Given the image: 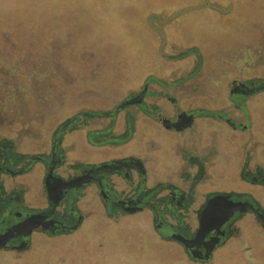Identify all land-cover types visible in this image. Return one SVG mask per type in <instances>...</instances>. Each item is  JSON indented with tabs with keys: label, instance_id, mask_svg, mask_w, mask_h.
Here are the masks:
<instances>
[{
	"label": "flooded vegetation",
	"instance_id": "af4514ba",
	"mask_svg": "<svg viewBox=\"0 0 264 264\" xmlns=\"http://www.w3.org/2000/svg\"><path fill=\"white\" fill-rule=\"evenodd\" d=\"M227 6L191 0L143 12L158 34L165 17L178 21L174 33H181L185 22L191 30L213 29V41L241 30L253 37L254 30L220 26L221 18L203 10L225 16L234 9ZM234 10L237 22L255 16V28L264 29V6L256 15ZM181 49L160 52L164 60L191 57L192 73L178 88L203 65L196 45ZM257 53L238 63L246 64L239 76L212 82L223 87L220 95L208 90L205 95L197 82L190 83L191 94L184 98L206 102L184 104L183 96L155 90L166 83L150 73L139 89L126 85L112 107L87 109L41 127L39 142L47 135L43 149L30 141L34 132L25 134L26 127L14 137L2 134L0 264L47 259L52 264H147L151 258L154 264H226L232 254L253 264L264 261V123L254 127L251 116L257 112L250 113L253 103L264 109V53ZM23 140L31 149L21 148ZM129 146L132 153L113 154ZM217 197L202 231L205 209ZM230 203L236 209L220 222ZM100 226H106L103 233H91ZM151 253H164L162 262Z\"/></svg>",
	"mask_w": 264,
	"mask_h": 264
},
{
	"label": "rangeland",
	"instance_id": "374dc122",
	"mask_svg": "<svg viewBox=\"0 0 264 264\" xmlns=\"http://www.w3.org/2000/svg\"><path fill=\"white\" fill-rule=\"evenodd\" d=\"M187 1L191 0H0V138L2 134L14 137L16 130L26 127L24 133L29 134V129L34 132L35 140L30 141L37 144L43 135L41 127L87 109L112 107L125 94L126 87L139 89L141 80L150 73L166 83L155 90L183 96L184 104L206 102L203 98H184L191 94L190 83L197 82L205 95L206 90L220 95L223 87L212 82L222 81L228 74L239 76V67L246 64L238 63L244 57L256 58L257 52L264 53V29L255 28L256 17L239 23L234 9H247L256 15L264 0H211L226 9L228 4L233 6L231 14L225 16L203 9L209 17L221 18L220 26L237 24V31L244 26L251 33L254 30L253 37L241 30L234 36L221 33L225 38L213 41V29L191 30L185 22L181 33H174L178 21L165 17L160 19L164 26L161 34L149 27L145 8L173 7ZM183 45H196L203 65L196 77L184 80L178 88L181 79L192 73L191 57L184 61L164 60L160 52L171 47L178 53ZM157 103L168 108L161 100ZM253 104L250 113L257 114L251 116V123L262 126L264 109ZM46 136L39 142L40 149L46 146ZM19 145L31 149L25 140ZM134 150L129 146L113 154L125 155ZM105 227L94 228L91 233L101 234ZM129 254L137 258L141 253ZM161 254L164 253H151L158 256V261ZM237 255L232 254L226 264H253L250 258L240 259ZM36 262L32 264H52L48 259ZM154 263L158 262L153 258L147 261Z\"/></svg>",
	"mask_w": 264,
	"mask_h": 264
},
{
	"label": "water",
	"instance_id": "95a60500",
	"mask_svg": "<svg viewBox=\"0 0 264 264\" xmlns=\"http://www.w3.org/2000/svg\"><path fill=\"white\" fill-rule=\"evenodd\" d=\"M221 199L220 197H217V198H215L214 200H211L210 202H209V204L207 205V207H206V209H205V212H204V215H203V218H202V220H201V227L203 228L202 229V231H205L206 230V228H204L205 227V225H207V222L208 221H210L211 219H212V212H213V209H214V202L217 200V199ZM232 203V202H231ZM230 203V210H229V212L220 220V222L222 221V220H225V219H227L229 216H230V214L234 211V208L236 209V205H234V204H231Z\"/></svg>",
	"mask_w": 264,
	"mask_h": 264
}]
</instances>
